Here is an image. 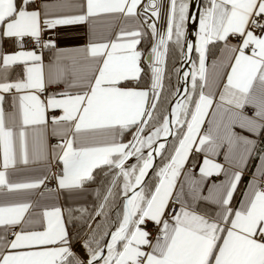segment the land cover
Segmentation results:
<instances>
[{"label":"snow or ice","instance_id":"snow-or-ice-1","mask_svg":"<svg viewBox=\"0 0 264 264\" xmlns=\"http://www.w3.org/2000/svg\"><path fill=\"white\" fill-rule=\"evenodd\" d=\"M0 264H264V0H0Z\"/></svg>","mask_w":264,"mask_h":264}]
</instances>
